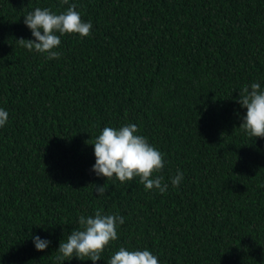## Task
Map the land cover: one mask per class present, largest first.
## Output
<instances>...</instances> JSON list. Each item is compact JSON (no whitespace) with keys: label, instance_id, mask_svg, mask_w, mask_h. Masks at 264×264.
<instances>
[{"label":"trees","instance_id":"obj_1","mask_svg":"<svg viewBox=\"0 0 264 264\" xmlns=\"http://www.w3.org/2000/svg\"><path fill=\"white\" fill-rule=\"evenodd\" d=\"M75 2L90 34L30 52L23 15ZM0 0V264H54L80 214L119 213L118 240L159 264H264V138L239 128V89L264 86V0ZM135 123L179 186L97 177L92 140ZM105 184L98 197L95 184ZM32 234L47 237L44 251ZM64 264H93L73 258ZM96 264H105L103 259Z\"/></svg>","mask_w":264,"mask_h":264},{"label":"clouds","instance_id":"obj_2","mask_svg":"<svg viewBox=\"0 0 264 264\" xmlns=\"http://www.w3.org/2000/svg\"><path fill=\"white\" fill-rule=\"evenodd\" d=\"M64 2L68 3V0ZM77 7L72 2L58 12L48 7L33 8L23 15V23L30 30L31 38L17 41L30 52L50 60L58 59L62 55L59 51L62 36L75 33L85 37L93 27L90 20L81 18ZM239 92V96L233 99L244 112L240 115L241 123L237 128L247 137L264 138V86L260 81H253L243 85ZM8 119V111L0 107V127L5 126ZM87 144L93 148L95 162L91 171L97 177L114 178L121 183L138 177L145 191L154 190L160 194L167 192L169 185L179 186L183 179L179 169L167 180L155 174L164 168L166 161L161 151L139 133L135 123L105 125ZM94 191L98 197L105 196V184H95ZM76 222L78 227L59 241L54 264H64L73 258L91 260L93 264L101 259L105 264H159L157 255L147 247L121 245L106 259L102 256L110 242L118 240L117 229L124 223V217L119 213H105L97 209L93 214H80ZM31 239L37 251H44L51 244L50 239L39 234H32Z\"/></svg>","mask_w":264,"mask_h":264}]
</instances>
